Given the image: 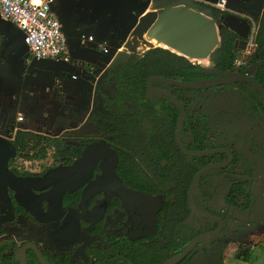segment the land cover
<instances>
[{"label":"flooded vegetation","instance_id":"flooded-vegetation-1","mask_svg":"<svg viewBox=\"0 0 264 264\" xmlns=\"http://www.w3.org/2000/svg\"><path fill=\"white\" fill-rule=\"evenodd\" d=\"M244 6L242 13L219 11L213 15L218 42L206 57L193 60L179 51L182 49L165 51L195 64L198 82L188 83L220 84L191 92L152 84L168 91L184 109L179 137L186 153L176 140L180 108L170 98L163 94L148 97L145 85L147 102L138 103L133 92L122 94L124 99L117 101V86L121 85L115 82V75L120 74L125 84L136 82L132 66L137 61L131 60L120 68L110 63L103 89L112 80L113 90L110 94L98 90L87 125L75 126L60 136V142L66 140V144L57 147L55 140L52 146L51 137L27 133L30 147L39 139L37 149L44 148L45 160V156L27 159L18 155L14 143L19 130L14 129L12 137L0 133L15 150L8 157L11 174L0 177V228L5 230L10 224L23 237L7 235L6 230L0 235V244H7L8 259L31 243L48 264H163L182 253L190 240L218 226L204 217H190L191 205L196 211L219 217L224 229L221 234L238 192L248 196L250 207H264V42L260 37L264 14ZM252 31L253 45L249 43ZM223 35L234 37L231 65L220 53ZM244 49L249 54L235 68L234 60ZM106 50L103 53H109ZM70 62L69 55L68 62L60 63ZM240 72L247 80L222 83L223 74ZM115 121L118 137L110 134ZM85 150L89 154L83 157ZM197 153L205 154L189 155ZM16 159L40 166L33 170L22 165L24 171L17 170L13 166ZM201 223L205 227L200 231ZM218 241L211 249L196 245L177 264H199L200 254L204 264H217ZM26 259L27 264H38L31 249Z\"/></svg>","mask_w":264,"mask_h":264},{"label":"crops","instance_id":"crops-1","mask_svg":"<svg viewBox=\"0 0 264 264\" xmlns=\"http://www.w3.org/2000/svg\"><path fill=\"white\" fill-rule=\"evenodd\" d=\"M220 1L54 0L51 9L66 38L69 64L32 60L22 34L0 17V133L11 134L15 129L49 136L59 143L63 133L87 125L98 90L104 92L115 52L126 48V61L134 62L156 49L185 50L194 35L193 27L204 25L197 19L199 14L210 15L209 23L214 24L210 11H216L212 5ZM223 1L229 15L244 12L243 5L255 14H264V0ZM153 5L168 15L159 21L158 38L148 35L140 41L134 29L138 18ZM190 15L197 17H193L196 25L190 23ZM103 48L109 53H103ZM227 216L217 250L224 240L229 246L220 252L217 264H264V207L230 208ZM231 244L237 245L233 255Z\"/></svg>","mask_w":264,"mask_h":264},{"label":"water","instance_id":"water-1","mask_svg":"<svg viewBox=\"0 0 264 264\" xmlns=\"http://www.w3.org/2000/svg\"><path fill=\"white\" fill-rule=\"evenodd\" d=\"M195 14L193 13L192 15H195ZM167 15H168L167 11L160 12L159 10H156L155 6L153 5L150 8V10H147L145 13H143L138 18L136 27L134 29L135 33L138 32L137 39L140 41H144L145 36H148V35H151L153 38H158L159 37L158 30L160 27L159 21L164 20V18ZM199 17H201L202 21L204 20L206 22H204V25L193 27L194 35L190 36L189 39L187 40L186 45H185V50H179L182 54L187 53L188 56H190V58L193 60H200L201 58L209 55L211 51L213 50L214 46L218 42V35H217L216 27L214 26V24L213 23L210 24L209 21L203 18L202 16H199ZM127 58H128V54H126L124 50L122 52H117L111 62V65L114 67L120 68L123 66ZM202 73L209 74V73H215V72L204 71ZM223 75L226 77V79L222 83H235L238 81L247 80L246 76L243 75V72H240L239 74H223ZM153 83H161L163 85H171V86L189 89V90H204L209 87L217 86L220 84H214L209 81H202V83L200 84L188 83V82H177V81H171V80L164 79L162 77H156V76L149 78L147 81L146 94L148 97H151L152 95L163 94L166 97L170 98L171 101L180 108L181 114H180V118L177 124V129H176V140L178 142L180 149L184 153H186L184 149L182 148V145L180 144V137H179L182 123L184 120V109L180 106L178 101H176L171 96V94L168 91H164L163 89L153 88L152 86ZM14 151H15L14 148L7 140L0 138V177L1 178H6L7 176H9V174H11L10 171L7 169L8 157L10 155H14ZM88 154L89 152L87 153V150H85L82 155L84 157V156H87ZM204 154L205 153H197V154H189V155L201 156ZM190 203H191V200H190ZM190 209H191L190 217H192L193 215H196L198 217H204L207 220H209L211 224H213V222L216 221L218 223V226L215 230L205 232L195 237L194 239L190 240L185 246V249L182 251V253L171 257L170 259L165 261L163 264L179 263L182 259L187 257V255L192 251V249L196 245H203L204 247L211 249V245L218 241L222 230H224L223 222L219 217L214 216L207 212L196 211L192 205ZM29 249L33 250V252L36 254L38 258V264H48L46 263L44 258L41 256L36 246L31 243L23 245L15 253V259L18 261L19 264H27L26 252ZM204 261H205L204 255L200 254L199 264H204Z\"/></svg>","mask_w":264,"mask_h":264},{"label":"trees","instance_id":"trees-1","mask_svg":"<svg viewBox=\"0 0 264 264\" xmlns=\"http://www.w3.org/2000/svg\"><path fill=\"white\" fill-rule=\"evenodd\" d=\"M213 15H217L219 13L218 10L213 11L211 9L210 11ZM260 37L262 41L264 42V26L260 30ZM223 44L220 49V53L222 57L229 58L230 65L232 64L233 57H234V50H233V40L234 37L230 36L227 37V35H223ZM134 72L137 74L136 82L133 85L125 84L124 78L121 77V75H115V82L120 86H117V93L120 95V97L117 99L118 102H121L124 97L122 94L124 93H135L138 95V97H135V100L140 102H147L145 94V85L148 78L152 76H161L167 79L172 80H179L184 82H198V69L195 66V64L187 59L186 57L167 53L161 49H156L153 51H150L143 57H141L133 66ZM174 91L177 92H191L192 90H184L180 88H173ZM190 125H195L189 122ZM195 133H197V128L194 129ZM110 134L117 136L119 135V127L118 122L115 121L114 125L110 127ZM29 135L25 132L18 131L15 136V146L18 151V155L24 156L27 159H42L45 156V150L44 148L37 149V146L39 144V139H36V141L33 143V146L30 147L28 145L27 137ZM33 151L32 155H29V153ZM61 156L67 157L69 156V153H60ZM233 207L237 208L240 211L248 210L250 207V200L248 196L244 195L243 192H238L236 195V198L231 202ZM203 221H205L203 219ZM202 221V222H203ZM206 222V221H205ZM204 222V223H205ZM201 223L198 224V228L201 231L203 227H205V224ZM5 230L0 228V235H4ZM227 246H229L226 242V240L222 241L220 243V250H217V261L216 263H219L220 252H222ZM231 255H233L237 250L236 244H231ZM8 247L7 244L2 243L0 244V264H19L18 261L15 258L8 259L7 253ZM190 264V263H189Z\"/></svg>","mask_w":264,"mask_h":264},{"label":"built area","instance_id":"built-area-1","mask_svg":"<svg viewBox=\"0 0 264 264\" xmlns=\"http://www.w3.org/2000/svg\"><path fill=\"white\" fill-rule=\"evenodd\" d=\"M53 3L54 0H0V17L22 34L23 43L33 60L66 63L69 61L68 47L61 24L52 12ZM212 6L219 11L226 10L223 0ZM251 35L249 43L253 45L255 32L253 34L252 31ZM106 49L103 48L105 52ZM248 54V49L240 50L234 60V67H241ZM30 163L17 160L13 166L20 170L22 165Z\"/></svg>","mask_w":264,"mask_h":264},{"label":"rangeland","instance_id":"rangeland-1","mask_svg":"<svg viewBox=\"0 0 264 264\" xmlns=\"http://www.w3.org/2000/svg\"><path fill=\"white\" fill-rule=\"evenodd\" d=\"M192 15H190V17H189V21H190V23H193L194 25H196V21L195 20H193V17H195V18H197L196 16H193V17H191ZM199 16H202L203 18H205V19H207L208 21H211L210 19V15L208 16V14H205V13H200L199 14ZM197 19H199V20H201L202 21V19H201V17H199V18H197ZM203 22H206V21H204L203 20ZM199 24H201V23H197V25L199 26ZM214 26H215V24H214ZM192 28H189V30H191ZM169 52H171V51H169ZM173 53L175 52L174 51V49H173V51H172ZM113 81L112 80H109V82H107L106 84H104V92L106 93V94H110L111 93V91L113 90L112 88H113ZM198 96H201L200 94L198 95ZM99 118H101V114L98 116ZM72 138V137H71ZM70 139V138H69ZM55 142V140L54 139H49V143L50 144H52V146H53V143ZM64 144H66V140L65 141H62V142H59V143H57L56 144V146L57 147H59L60 145H64ZM54 150V149H53ZM47 158V156H45V158H43V160H45ZM16 160H18V159H16ZM38 167L40 166L39 164L37 165ZM37 166L35 165V164H26L25 166H24V168H30V169H38L37 168ZM23 168V167H22ZM21 171H24L23 169H21ZM4 228H5V230H6V234L8 235V234H13V235H18V238H20V239H23V237L20 235V230L19 229H16V228H13L10 224H6L5 226H4Z\"/></svg>","mask_w":264,"mask_h":264},{"label":"bare ground","instance_id":"bare-ground-1","mask_svg":"<svg viewBox=\"0 0 264 264\" xmlns=\"http://www.w3.org/2000/svg\"><path fill=\"white\" fill-rule=\"evenodd\" d=\"M153 40H155V39H153ZM125 49H126V48H125ZM125 49H124V50H125Z\"/></svg>","mask_w":264,"mask_h":264}]
</instances>
